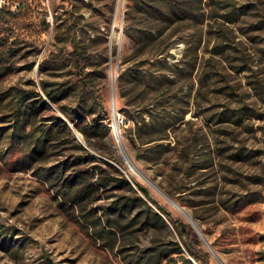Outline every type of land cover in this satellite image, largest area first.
<instances>
[{
  "label": "rangeland",
  "instance_id": "rangeland-1",
  "mask_svg": "<svg viewBox=\"0 0 264 264\" xmlns=\"http://www.w3.org/2000/svg\"><path fill=\"white\" fill-rule=\"evenodd\" d=\"M5 1L0 264H133L138 250L153 240L183 243L173 220L195 234L186 239L197 256L220 264L186 216L126 165L112 127L114 91L119 135L138 168L172 193L225 264H264V0H188L194 18L175 23L150 19L145 4L152 0ZM42 80L64 84L59 104L108 111L107 143L123 166L114 164L135 187L148 189L166 225L146 227L141 216L114 230L96 219V208L121 192H103L101 201L81 209L58 191L56 179L40 175L64 158L62 148L29 159L10 133L18 90L43 95ZM140 97L155 101L160 113L154 129L132 141L129 116ZM165 110L170 133L162 138ZM52 113L63 116L50 103V110L39 109L38 123H47ZM185 254L200 264L186 249Z\"/></svg>",
  "mask_w": 264,
  "mask_h": 264
},
{
  "label": "trees",
  "instance_id": "trees-1",
  "mask_svg": "<svg viewBox=\"0 0 264 264\" xmlns=\"http://www.w3.org/2000/svg\"><path fill=\"white\" fill-rule=\"evenodd\" d=\"M146 3V13L152 20L175 23L194 18V8L188 0H152ZM9 13L11 14V10ZM74 47V51L77 52V46ZM163 59L167 67V55ZM169 75L170 72L165 73L166 81H172ZM124 78L125 72H122L119 76L120 85L123 84ZM32 85L35 86V83L32 82ZM41 88L43 95L34 89L18 90V103L11 112L14 119L10 133L12 141L18 140V143L27 150L29 159L39 157L37 159L41 160L49 155L52 148H62L60 155L64 158L45 166L42 169L44 172L40 175L44 174L48 181L56 179L59 183L58 191L81 209L101 201L103 192L110 190L121 192L110 196L106 204L96 208L97 212L101 211V215L96 214V219L114 230L122 229L120 225L126 219L130 220L125 227L132 226L141 216L146 227L158 222L166 225L160 212L153 210L149 202L151 199L148 189L140 184L135 187L114 164L116 161L123 166L122 161L107 143V137L111 132L108 111L95 112L91 106L81 102L59 104L64 97L63 83L48 84L42 80ZM1 98L2 96L1 101L5 99ZM149 101L140 97L131 111L129 118L133 120L134 127L128 131V135L132 141L142 139L144 132L154 129L156 117L160 112L156 102ZM50 103L56 104L63 116L52 113L47 123H38L39 109L50 110ZM161 114H163L161 137L164 138L170 133L169 116L167 110ZM69 122L82 135L83 144L77 140ZM149 143L143 142L142 145ZM168 193L172 195L169 191ZM172 225L183 243L176 240L168 242L153 240L149 247L138 250L133 264H193L192 259L186 256L185 249L200 264H208L205 259L195 254L187 242L186 237L195 234L191 230L186 231L185 224L178 220H173Z\"/></svg>",
  "mask_w": 264,
  "mask_h": 264
},
{
  "label": "water",
  "instance_id": "water-1",
  "mask_svg": "<svg viewBox=\"0 0 264 264\" xmlns=\"http://www.w3.org/2000/svg\"><path fill=\"white\" fill-rule=\"evenodd\" d=\"M115 91L113 92L112 95V116H113V131L115 133V121H117V117H116V103H115ZM75 133V132H74ZM76 138L78 141H80L82 144L84 143L82 140V136L80 134H76ZM118 135H119V126H118ZM119 139H120V153L121 156L123 157L124 161L126 162V165L128 166V168H130V164L128 163L129 161L136 167V169L143 174L146 178H148L136 165V163L132 160V158L130 157V155L128 154L121 138L119 135ZM126 157V158H125ZM129 161H128V160ZM150 184L154 187V189H156L162 196H164L175 208H177L182 214H187L185 215L186 218H188V221L191 223L192 227L195 229V231L197 232V234L201 237L202 241L204 242V244L207 246V248L210 250L211 254L214 256V258L220 263V264H225L224 261L219 257V255L216 253V251L214 250L213 246L210 244V242L208 241V239L206 238V236L203 234V232L201 231V229L199 228V226L197 225L196 221L194 220V218H192V216L180 205L178 204L170 195H168L166 192H164L160 187H158L150 178H148Z\"/></svg>",
  "mask_w": 264,
  "mask_h": 264
},
{
  "label": "bare ground",
  "instance_id": "bare-ground-1",
  "mask_svg": "<svg viewBox=\"0 0 264 264\" xmlns=\"http://www.w3.org/2000/svg\"><path fill=\"white\" fill-rule=\"evenodd\" d=\"M115 139H116V141H117V143H118V146H119V148H120V139H119V135H118V124H117V121H115ZM126 158V157H125ZM128 160V159H127ZM129 161V160H128ZM129 164H130V170L132 171V172H134L135 174H137V175H139V176H141L142 178H144L149 184H150V182H149V180H148V178H146L143 174H141L137 169H136V167L129 161L128 162ZM151 185V184H150ZM152 186V185H151ZM153 187V186H152ZM154 188V187H153ZM184 215H187V214H184ZM188 219V218H187Z\"/></svg>",
  "mask_w": 264,
  "mask_h": 264
},
{
  "label": "built area",
  "instance_id": "built-area-1",
  "mask_svg": "<svg viewBox=\"0 0 264 264\" xmlns=\"http://www.w3.org/2000/svg\"><path fill=\"white\" fill-rule=\"evenodd\" d=\"M6 5V1L5 0H0V7L5 6Z\"/></svg>",
  "mask_w": 264,
  "mask_h": 264
}]
</instances>
